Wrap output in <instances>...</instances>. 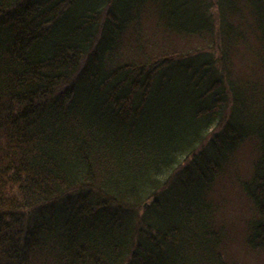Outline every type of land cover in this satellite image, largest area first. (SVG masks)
I'll return each instance as SVG.
<instances>
[{
  "label": "trees",
  "instance_id": "1",
  "mask_svg": "<svg viewBox=\"0 0 264 264\" xmlns=\"http://www.w3.org/2000/svg\"><path fill=\"white\" fill-rule=\"evenodd\" d=\"M0 264H264V0H0Z\"/></svg>",
  "mask_w": 264,
  "mask_h": 264
},
{
  "label": "rangeland",
  "instance_id": "2",
  "mask_svg": "<svg viewBox=\"0 0 264 264\" xmlns=\"http://www.w3.org/2000/svg\"><path fill=\"white\" fill-rule=\"evenodd\" d=\"M156 25L155 18L152 14L142 20L138 27V42L142 44L144 49L139 55L155 54L161 50L163 52H174L183 50H195L201 46L206 47L209 39H197L196 36L166 34L161 31V28ZM163 36H162V34ZM165 34V35H164ZM167 35V36H166ZM137 49V48H136ZM162 53V51H161ZM132 55V53H131ZM238 65V63H236ZM247 143H242L236 151L234 161L232 163L235 172H240L242 168L247 167L253 159V148ZM241 174V173H240Z\"/></svg>",
  "mask_w": 264,
  "mask_h": 264
}]
</instances>
